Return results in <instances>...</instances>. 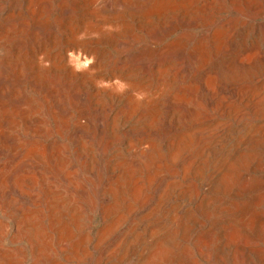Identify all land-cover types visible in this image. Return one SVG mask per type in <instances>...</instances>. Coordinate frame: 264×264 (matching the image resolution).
<instances>
[{"label":"bare ground","instance_id":"6f19581e","mask_svg":"<svg viewBox=\"0 0 264 264\" xmlns=\"http://www.w3.org/2000/svg\"><path fill=\"white\" fill-rule=\"evenodd\" d=\"M0 264H264V0H0Z\"/></svg>","mask_w":264,"mask_h":264}]
</instances>
